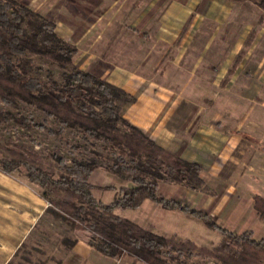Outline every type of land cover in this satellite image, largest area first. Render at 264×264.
<instances>
[{
	"label": "trees",
	"instance_id": "obj_1",
	"mask_svg": "<svg viewBox=\"0 0 264 264\" xmlns=\"http://www.w3.org/2000/svg\"><path fill=\"white\" fill-rule=\"evenodd\" d=\"M222 1H253L264 13V0ZM78 52L58 35L54 21L16 0H0V129L5 131L0 132V169L36 183L42 197L67 217L48 211L85 232L88 244L110 258L142 264H264V240L252 231L234 233L207 213L159 194L166 181L192 191L211 190L200 164L167 151L123 117L124 105L134 98L80 69ZM67 131L82 143L65 140L70 164L61 150L35 148L41 146L36 132L62 138ZM94 142L102 144L101 151L90 150L85 157L82 148ZM99 169L129 184L99 188L117 191L111 203L94 194L97 187L90 180ZM146 201L201 220L222 235L220 243L209 248L178 241L117 213L140 209ZM255 208L264 220L262 196L255 198Z\"/></svg>",
	"mask_w": 264,
	"mask_h": 264
},
{
	"label": "crops",
	"instance_id": "obj_2",
	"mask_svg": "<svg viewBox=\"0 0 264 264\" xmlns=\"http://www.w3.org/2000/svg\"><path fill=\"white\" fill-rule=\"evenodd\" d=\"M33 2L36 11L55 13L52 21L58 35L78 48L75 63L82 61L80 69L122 88L134 98V102L124 105L122 115L155 143L186 161L200 164L203 170L206 163L212 162L219 144H223L220 157L225 166L233 164V160L237 169L246 166L250 147L247 141L253 137L237 130L235 135H219L221 143H218L210 133L197 130L198 125L205 124L204 114H197L192 104L181 106L179 100L173 99L174 91L165 84L164 75L168 77L176 68L182 69L183 62L187 65L191 62L194 79L200 77L196 69L210 76L214 68L224 75L222 87H236L240 93L252 92L257 94L256 98L264 94V13L255 3L222 0ZM202 84L204 88L193 80L192 90L207 92L210 80L204 79ZM230 107L226 103L225 108ZM247 109L242 102H236L233 124H243L244 118L252 125L264 123V117L259 116L264 112V101L258 106L253 103L251 113ZM212 167L210 172H217ZM33 184L16 180L0 169V264H11L27 247L26 243L51 208ZM173 184L169 186L171 189ZM207 186L213 190L208 183ZM202 193L212 198L217 194L215 191ZM151 205L149 208L158 214L176 215L177 210L162 207L160 210L157 204ZM210 216L213 218V213ZM154 229L159 232L160 225ZM87 240L84 235L65 239L67 247L57 264H120L122 261L103 255Z\"/></svg>",
	"mask_w": 264,
	"mask_h": 264
},
{
	"label": "rangeland",
	"instance_id": "obj_3",
	"mask_svg": "<svg viewBox=\"0 0 264 264\" xmlns=\"http://www.w3.org/2000/svg\"><path fill=\"white\" fill-rule=\"evenodd\" d=\"M16 1L34 10L36 8V3L33 0ZM249 3L252 4L254 2L251 1ZM37 12L40 13L41 11ZM41 14L46 15L50 20L55 16V13L41 12ZM251 15L249 13V17ZM175 63L179 64L180 62ZM183 63L182 69L176 68L175 73L168 77L164 75V82L173 89V99L179 100L181 106H184V103L192 104L195 106L197 114H204L205 124L203 126L198 125L197 130H204L210 133L214 138L213 140L216 141L217 139L218 143H221L218 140L219 135H235L234 133L237 130L253 138L247 141L250 146L249 154L245 157L246 166L243 168H235L234 160L232 161L233 164L225 166L224 160L220 157L224 151L223 144H219L215 157L211 159L212 162L204 165L201 161L204 165L203 178L213 189L211 191L217 193L215 197L212 198L204 195L203 191L189 190L183 184L175 183L173 184L174 188L171 189L169 186H171L172 182L170 181L161 183L159 194L170 199H178L190 207L210 215L213 213V219L217 223L234 233H242L249 230L253 232L255 239L264 240V220L260 218L259 213L254 208L255 198L257 196L264 198V123L252 125L249 120L244 118L242 120L243 124H233L236 116L235 104L237 101L242 102L244 106L248 107L247 110L251 113L253 103L256 106L263 103L264 94H258V98H256L257 94L252 92L240 93L236 91V87L230 89L222 87L220 82L224 75L220 73V70H214L213 66H211L213 73L210 76L205 75L202 69H196V72L200 73V77H195L194 79L192 75L194 69H192L191 62H189V65H187V62ZM76 65L81 68L83 63L78 60ZM53 72L57 79L61 80L58 69L55 68ZM204 79L210 80V89L207 92L192 90L194 88L192 86L193 80H196V83L204 88L202 84ZM226 103L231 106V109L225 108ZM181 108L183 107L179 109ZM228 112H230L229 115H227ZM259 116L264 117V112H260ZM226 119H228V122ZM0 132L5 134V131L2 129H0ZM10 136L16 139L17 133L11 132ZM34 138L41 144V146H36V149L61 150L69 164L71 163L72 156L69 153V149L65 146V140L67 139L75 144H82L80 136L71 131H67L62 138L50 137L45 132H36ZM101 146V143L94 142L82 148V152L87 157L90 156V150L101 151ZM251 149L253 150L252 156H250ZM212 166L217 169V172H210L213 168ZM220 168H223V170L219 171ZM12 177L16 180L29 182L24 174L16 173ZM90 182L95 187L97 186V189L94 190L96 198L104 203L113 202L117 197V191L114 189L101 190L99 188L105 186L119 188L129 185L116 176L108 174L104 169L97 170ZM33 186L41 190L36 183ZM145 204V207L141 209L118 210L117 213L128 219L135 220L139 225L147 226V228L148 225L150 226L149 228L153 229L156 228V225H160L159 232L171 235L163 236L174 237L178 241L190 239L200 246L213 248L222 239V235L218 231L207 228L201 220L195 217H186V215L179 211H174L176 215H164L163 213L161 215L149 208L153 206L151 204H154L152 201H146ZM50 206L51 210L67 217L59 209L53 207L51 204ZM159 209L162 210L161 207ZM159 232L156 233L160 234ZM76 235L85 236L86 233L82 230L74 229L69 221L47 211L37 231L26 243L27 247L21 250L11 264H57V259L62 254L61 252L67 247L64 240H72ZM120 264L142 263L131 258H126ZM207 264L216 263L209 260Z\"/></svg>",
	"mask_w": 264,
	"mask_h": 264
}]
</instances>
